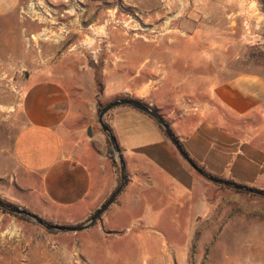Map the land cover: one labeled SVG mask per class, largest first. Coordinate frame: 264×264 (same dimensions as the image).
Returning <instances> with one entry per match:
<instances>
[{"label": "rangeland", "instance_id": "374dc122", "mask_svg": "<svg viewBox=\"0 0 264 264\" xmlns=\"http://www.w3.org/2000/svg\"><path fill=\"white\" fill-rule=\"evenodd\" d=\"M29 5L34 14H28ZM247 9L255 14L250 22L258 26L255 34L245 25ZM18 15L19 24L13 21L21 29L17 60L6 59L9 49L20 47L14 40L8 45L0 24V199L21 209V192L6 172L19 127L22 83L38 68L56 73L70 90L82 79L85 90L76 105L83 113L77 126L86 123L89 105L90 112L97 108L94 125L102 133L99 109L110 102L101 95L113 91L114 78L125 81L122 90L136 72L138 87L158 82L162 68L154 64L164 61L172 64V82L213 72L185 68L178 63L184 58L217 59L219 72L234 75L264 71V0H22ZM32 35L40 39L33 41ZM104 69L110 75L104 77ZM192 88L184 94L195 92ZM116 160L120 184L117 155ZM223 190L201 187L185 206L155 203L159 209L151 215L159 226L137 218L141 211L124 213L114 220L117 226L123 223L116 231L104 224L111 209L88 230L58 233L0 208V264H264V197ZM165 193L156 196L165 200Z\"/></svg>", "mask_w": 264, "mask_h": 264}, {"label": "crops", "instance_id": "0c3cea01", "mask_svg": "<svg viewBox=\"0 0 264 264\" xmlns=\"http://www.w3.org/2000/svg\"><path fill=\"white\" fill-rule=\"evenodd\" d=\"M21 1L0 0L1 32L7 36L8 45L14 40L20 47L7 51L8 60L21 58V29L13 27V21L18 23L20 17ZM246 14L245 25L250 24L246 27L255 34L258 26L250 23L255 14L250 9ZM178 63L185 68L210 67L213 72L200 70L184 81L172 82L168 69L172 64L164 61L154 64L162 68L158 82L138 87L136 72L122 90L125 81L114 78L110 81L113 91L101 99L143 102L160 114L185 152L205 172L264 190V71L251 69L235 75L219 72L218 60L211 58H184ZM107 74L104 69V77ZM54 75L47 67H40L23 80L19 127L6 178L21 192L17 203L24 209L49 223L77 226L117 189L119 175L108 157L106 138L94 125L97 108L90 112L87 105L86 123L77 126L83 113L76 105L85 90L82 79L70 90ZM192 85L195 92L184 94ZM105 120L118 142L127 173L126 186L109 208L111 216L104 220L108 230L121 227L123 223L117 226L114 221L117 217L137 211L143 212L137 218L159 226L160 221L151 215L159 209L155 203L185 206L195 200L201 187L220 193L230 189L212 186L196 173L146 113L123 105L111 110ZM160 191L168 194L167 199H158Z\"/></svg>", "mask_w": 264, "mask_h": 264}, {"label": "water", "instance_id": "95a60500", "mask_svg": "<svg viewBox=\"0 0 264 264\" xmlns=\"http://www.w3.org/2000/svg\"><path fill=\"white\" fill-rule=\"evenodd\" d=\"M123 105L133 107L139 111L146 113L150 117H152L158 123V125L162 128V130L164 131V133L166 134V136L168 137V139L170 140V142L172 143L176 151L183 158V160L196 173H198L200 176L205 178L207 181L213 184L219 185V186H224L226 188L239 191V192H244V193L264 197V190H258L255 188H250L248 186L229 182V181L217 178L205 172L185 152L179 140L175 137L172 130L170 129L169 125L165 122V120L160 116V114L157 111H155L150 106L144 104L141 101L126 98V99H120V100L111 102L107 104L106 106H104L98 117V123L100 124L103 133L107 136L111 146L113 147L114 152L117 155L118 162L120 165L121 182L119 186L117 187V189L111 194V196L106 200V202L94 213V215L91 217V219L87 223L80 225V226H61V225L50 224L46 222L45 220H43L41 217L37 216L36 214H33L25 209L14 207L2 201L1 199H0V208L12 214L29 219L35 222L36 224L40 225L41 227L45 228L46 230L52 231V232L78 233V232H82V231L88 230L89 228L93 227L102 218L105 212H107L108 209L115 203V201L117 200L119 195L122 193L127 183L126 165L123 160L121 150L119 148V145H118V142L115 136L113 135L111 129L109 128L105 120L107 114L111 110H113L116 107L123 106ZM88 134L91 135L90 129L88 130Z\"/></svg>", "mask_w": 264, "mask_h": 264}, {"label": "trees", "instance_id": "16d2710c", "mask_svg": "<svg viewBox=\"0 0 264 264\" xmlns=\"http://www.w3.org/2000/svg\"><path fill=\"white\" fill-rule=\"evenodd\" d=\"M103 109V107H101L100 109H99V111L101 112V110ZM108 157H109V159L112 161V163H113V165L116 167L117 166V160H116V154H115V152H114V150H113V147L111 146V144H110V142L108 141ZM12 206H14V205H12ZM14 207H16V206H14ZM3 210V209H2ZM4 212H7V211H5V210H3ZM94 215V214H93ZM92 215V216H93ZM91 216V217H92Z\"/></svg>", "mask_w": 264, "mask_h": 264}, {"label": "built area", "instance_id": "2783aa9c", "mask_svg": "<svg viewBox=\"0 0 264 264\" xmlns=\"http://www.w3.org/2000/svg\"><path fill=\"white\" fill-rule=\"evenodd\" d=\"M40 8H41V6H40ZM27 12H28V14L30 13V14H34L33 13V7L32 6H30L29 5V7H28V9H27ZM42 33H44V32H42ZM38 35V34H37ZM37 35H32L31 36V39L33 40V41H37L38 39H40V38H38V39H35V36H37ZM16 92H18V89L16 88Z\"/></svg>", "mask_w": 264, "mask_h": 264}, {"label": "bare ground", "instance_id": "6f19581e", "mask_svg": "<svg viewBox=\"0 0 264 264\" xmlns=\"http://www.w3.org/2000/svg\"><path fill=\"white\" fill-rule=\"evenodd\" d=\"M35 38H37V37H35Z\"/></svg>", "mask_w": 264, "mask_h": 264}]
</instances>
